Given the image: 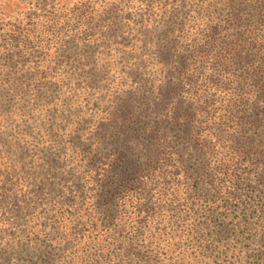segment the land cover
<instances>
[{"label":"trees","instance_id":"1","mask_svg":"<svg viewBox=\"0 0 264 264\" xmlns=\"http://www.w3.org/2000/svg\"><path fill=\"white\" fill-rule=\"evenodd\" d=\"M152 3L146 11H154ZM252 3H239L228 25L209 20L200 32H185L180 39L168 40L153 53L155 60L151 63L156 62L160 72L143 77L141 87L130 83L117 88L118 94H123L122 101L114 110L98 114L96 126L83 136L84 142L96 138V144L86 154L80 153L75 164L78 178L84 182L81 191L86 193L87 204L79 208L77 215L62 216L56 222L59 228H68L72 220H83L82 216L87 215L80 214L84 207L90 209L87 222L92 227L100 223L98 212L117 218L122 226L120 233L130 235L131 244L148 242L159 264H245L244 252L264 258V214H259L264 206L258 209L264 204V105L251 106L247 111L244 97L231 95L243 94V80L253 78L255 85L250 93L259 94L264 104V0ZM246 6L250 11L241 24L239 13ZM62 8L54 3L44 23L26 27L14 24L4 34L9 41L4 47L10 51L14 66L24 57L31 58L29 45L38 38L35 28L41 29L39 36L47 34L37 45L51 51L57 24L70 19ZM149 23L144 29L150 32L154 28ZM198 35H202V42L197 41ZM139 42L140 46L130 48L129 55L136 57L135 52L144 49L143 39ZM148 58L150 55L134 63L137 73L151 67ZM233 64L243 68L238 76L232 74ZM215 75L221 76V84H214ZM233 77L240 86L233 87ZM214 86L215 93L222 95L211 100ZM219 127L226 137L220 135ZM251 127L255 133L248 134ZM229 136L230 142L225 143ZM151 173L154 177H149ZM14 174L13 159L0 154V180L9 181L6 178ZM149 179L161 188L148 206L139 189ZM18 182L13 185L18 186ZM255 182L262 188L257 189ZM241 207L251 211L252 220L245 222L251 225L244 223V228L223 234L211 223L220 212ZM64 220L63 225L60 222ZM69 229V238L62 233L60 243L75 240L74 228ZM108 229L109 225L104 231ZM245 234L251 246L249 250H238V239ZM97 235H87L55 264L112 260L113 246L84 253L76 249H93L102 236ZM37 240L38 236L30 237L29 248L37 249Z\"/></svg>","mask_w":264,"mask_h":264},{"label":"rangeland","instance_id":"2","mask_svg":"<svg viewBox=\"0 0 264 264\" xmlns=\"http://www.w3.org/2000/svg\"><path fill=\"white\" fill-rule=\"evenodd\" d=\"M57 2L70 19L57 24L51 51L37 45L47 34L39 36L41 29L35 28L38 38L29 45L31 58L24 57L22 63L14 66L10 51L4 47L9 42L4 34L14 24L26 27L44 23L45 14ZM152 2L154 11H146ZM241 2L253 4L252 0H0V154L13 159L15 170L13 176L6 178L9 181L0 180V264H55L89 234L102 235L97 238V246L93 249L80 246L77 250L84 253L113 246L114 256L102 263L82 264H159L151 255L153 250L148 242L141 241V246L131 244L130 235L120 233L121 222L115 217L98 212L100 223L92 227L87 222L90 209L86 211L83 207L80 214H87L82 216L83 220L78 218L69 224L76 235L70 243L71 239L60 243L62 233L69 238L71 231L66 226L59 228L56 222L62 216L77 215L79 208L87 204L86 193L81 191L84 182L78 178L75 164L80 153L86 154L96 144V138L84 142L83 136L96 126L98 114L114 110L122 101L123 94H118L117 88L130 83L141 87L143 77L160 72L157 63H151L156 48L168 40L180 39L185 32L192 35L200 32L209 20L228 25ZM249 9L246 6L239 13L241 24L245 23L242 20L247 18ZM147 22L153 31L144 29ZM201 36H197V41L202 42ZM139 38L143 39L144 49L135 52L136 57L129 55L130 48L141 45ZM148 55L151 67L137 73L134 63ZM190 60L186 58L192 64ZM231 71L238 76L243 68L233 64ZM220 77L214 76V84L223 82ZM232 80L233 87L240 86L237 78ZM253 83V78L244 79L243 94H231L244 97L247 111L251 106L264 105L259 94L250 93ZM216 89L212 88L211 100L222 95L216 94ZM224 127L232 131L228 125ZM221 130L219 127L220 135L226 137ZM253 133L252 127L248 129V134ZM228 142L230 136L225 143ZM154 175L151 173L149 177ZM17 180L19 185L14 186ZM254 184L257 189L262 188L259 183ZM160 188L149 179L139 189V195L149 206L152 195ZM259 205L258 209L264 206ZM250 212L243 207L232 208L220 212L211 223L221 233L231 234L252 220ZM259 214L264 212L260 210ZM60 223L64 225L65 220ZM108 225L111 229L104 231ZM35 236L39 247L29 248L30 237ZM117 239L128 242L117 243ZM251 243L245 234L238 239L237 248L249 250ZM113 250L119 254L116 256ZM244 256L245 264H264L263 257L255 258L250 252H244Z\"/></svg>","mask_w":264,"mask_h":264}]
</instances>
